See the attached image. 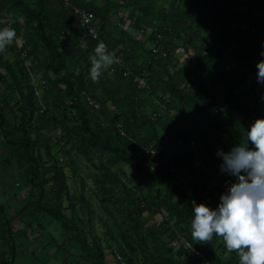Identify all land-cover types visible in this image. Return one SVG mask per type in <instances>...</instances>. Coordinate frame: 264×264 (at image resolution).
<instances>
[{
	"label": "trees",
	"instance_id": "16d2710c",
	"mask_svg": "<svg viewBox=\"0 0 264 264\" xmlns=\"http://www.w3.org/2000/svg\"><path fill=\"white\" fill-rule=\"evenodd\" d=\"M69 2L93 12L99 23L97 39L91 38L79 27L76 15L64 6L63 0H0V19H10L16 14L24 16L26 38L32 48V53L29 51V54H34L42 78L51 83V89L63 86L65 94L71 98L64 101L71 121L65 117L59 119L64 135L74 141L77 150L87 159H91L97 152L110 155L114 162L131 167L135 172L134 177L140 181L141 186L136 185L125 175L115 173L105 164L100 165L102 198L113 202L122 219L119 241L123 248L117 241L119 251L124 254V249L129 250L133 260L129 257L128 264H178L177 258L181 255L184 257L180 260L185 264H205L194 257V250H199L205 258L207 256L212 264H239V257L220 261L214 256L209 241L193 238L191 221L194 213L189 202L190 196L179 185L174 173H171L165 155L166 147L157 136L158 126L163 129L174 128V121L168 119L161 123L140 113L139 102L134 100L136 96L121 97L113 80L106 77L108 69L102 72L99 79L94 80L89 75L90 54L99 41H105L110 52H114L121 43L108 31L110 13L118 5L110 2L97 6L91 0ZM194 3L196 7L192 12L178 14L175 20L171 17V25L158 29L164 40L165 35L174 38L182 32L186 33L184 44L194 46L196 53V61L188 62L192 67L188 63L177 67L174 63L179 62L170 56L161 58L152 55L145 68L149 78L154 81V91L162 90L163 95L170 98V102L181 106L180 111L187 110L184 118L190 123V134H195L196 141L204 148L203 160L220 166L222 157H217V148L228 151L235 143L244 139L245 129L238 117L243 121L253 122L258 117H264L260 100L252 89H242L247 74H257V62L264 59L260 55L264 49V35L258 36L257 33L259 30L264 31V19L239 12L241 0H194ZM137 5L138 1L132 4ZM144 5L137 9L146 16L152 10ZM248 6L264 12V0H249ZM247 22L248 27L243 29ZM200 24L212 41L211 47L195 45L203 30L199 27ZM80 32L88 36L86 49L71 43V36ZM153 36L158 42L156 34ZM14 50L9 48V51ZM168 62L173 63L170 67L172 72L168 71ZM0 68L6 72L4 75L0 70V82L15 91L21 101L17 111L18 121L11 122L7 118L9 104L6 100H0V136L11 151L25 162V178L37 191L35 206L73 233L80 249L93 264H105L100 244L96 240L92 244L86 241L76 222L62 211L63 200L68 193L66 177L41 138L39 123L33 120L38 106L37 97L29 82V73L22 62H16L14 66L1 55ZM156 68L163 70L166 77L161 71H156ZM199 69L206 72V79L198 75ZM117 70L116 77L123 78V70L119 67ZM219 85L226 88L222 102L215 93ZM194 87L197 90L190 92ZM97 90L100 91V100L102 98L101 106L109 103L115 110L106 112L103 109L109 122L107 127L93 124L91 110L79 97L84 91L92 92L94 96ZM58 99L63 100L60 96ZM43 100L48 104L53 103L58 110L61 107L48 89L44 92ZM43 107L41 115L45 110L47 112V107ZM119 124L121 130L118 128ZM144 130L149 132L144 135ZM223 138L228 141V145ZM40 148H43L47 160L38 154ZM193 158L192 152H184L176 161L177 168L191 172ZM227 178L234 177L224 173L214 183L220 194L219 185ZM49 182H52L50 195L45 192V184ZM149 183L156 186L153 191ZM142 187L152 191L149 198ZM145 213L149 216H165L160 229H144L142 216ZM4 223L8 224L6 221ZM164 234L167 241L162 237ZM180 239L189 246L175 247V254H172L171 247L176 246ZM208 258L206 260L210 264Z\"/></svg>",
	"mask_w": 264,
	"mask_h": 264
},
{
	"label": "rangeland",
	"instance_id": "374dc122",
	"mask_svg": "<svg viewBox=\"0 0 264 264\" xmlns=\"http://www.w3.org/2000/svg\"><path fill=\"white\" fill-rule=\"evenodd\" d=\"M91 1H94L97 6L99 4L103 6L110 2L118 5L110 13L108 31L112 34V37L121 41L120 45L114 50L115 55L119 51H124L123 61L132 70V74L127 76V79L116 77L118 71L116 61L106 68V70L108 69L106 77L113 80L120 90L121 97L136 96L134 100L139 102L140 113L143 115L161 123L168 119L174 121V128L163 129L160 126L157 127L158 140L166 147L165 155L169 162L170 171L174 173L179 185L190 197L195 199L196 203L203 202L216 207L221 194L215 189L214 183H217L224 173L221 171L219 164H208L207 160H203L204 148L196 141L195 134H190V123L184 118L187 110L182 109L183 112L180 111L181 106L170 102V98L163 95L162 90L154 91V81L149 78L148 70L146 71L145 68L152 58L153 46H160L162 50L169 49L171 51L176 45L184 44L183 39L186 33L183 32L174 38L165 35L164 42L163 40L157 42L153 34L160 27L171 25L172 20H175L178 14L192 12V9L196 7L194 0ZM134 1H138L137 6H132ZM248 3L249 0H241L238 11L245 15L251 14L254 17L264 19V12L249 7ZM143 5L151 9L152 12L143 16L142 12L137 9L138 6ZM0 20V27H14L19 35L13 43L0 50V55L14 66H16V62H22L26 72L29 73V82L37 97L36 106H38L33 115V120L35 123H39L38 128L41 129V138L48 145L51 154L66 177L68 193L63 200L62 211L67 217L76 222L86 241L92 244V241L96 240L100 244L105 256V264H128L129 257L133 260L129 250L124 249V254H126L124 255L118 249L122 219L113 202L102 198L100 165H107L115 173L125 175L133 180L136 185H140V181L134 177L135 172L131 167L120 162H114L110 155L97 152L91 159H87L77 150L76 144L64 135L59 123L61 117L67 119L71 117L66 113L67 106L64 104L66 98L67 100L71 98L65 94L63 86L60 89L55 87L51 89V83L42 78L34 54H29V51L32 53V48L28 38H26L24 16L16 14L10 19ZM248 25V22L245 23L243 29H246ZM199 27L203 29L201 24ZM201 31V38L195 42V45L200 47L199 45L202 44L211 47L212 41L208 37L207 31L205 29ZM87 42L88 36L83 32L71 36L72 45L86 49L88 48ZM187 46L185 45L184 49L185 52L191 53L190 58H186L182 62L179 61V64L174 63L175 66L178 67L180 64L196 61L194 46L188 44ZM11 47L15 50L9 51ZM23 51L26 56L21 55ZM187 65L192 67L190 63ZM167 66L169 67V69L167 67L168 71L172 72L170 67L173 66V63L169 64L168 62ZM141 68L143 69L141 70ZM0 70L5 75V70L3 68H0ZM156 71H161L162 75L166 77V73L160 68H156ZM197 73L201 78L206 79L208 77L204 70L199 69ZM137 77L143 78L146 84L139 83L136 80ZM212 79L214 80V78ZM46 89L53 94V97L60 104L59 110L52 105L53 103L49 102L48 104L47 101L43 100ZM242 89H252V92L259 98L260 106L264 111V82L257 80L256 73L250 72L247 74ZM196 90L197 87H194L190 92L194 93ZM225 90L224 86L219 85L215 92L221 102L224 100ZM91 93L84 91L79 94V97L91 110L93 124H102L107 127L109 122L104 116L103 109L106 112L115 111L114 107L109 103H103L105 106H101L100 91L97 90L94 96ZM59 96L62 97V101L58 99ZM87 96L99 102V109H94L89 104L86 100ZM0 100H6L9 104L7 118L11 122H17L19 118L17 111L21 101L15 91L1 82ZM169 102L170 104H168ZM43 105L47 107V112L45 110V113L41 115L40 109L44 108ZM213 110L215 111L214 108ZM238 120L245 131L253 123L252 120L243 121L240 117H238ZM148 132L144 130L143 134L145 135ZM183 137H189L193 143L186 142ZM223 141L225 144H229L225 138H223ZM37 152L44 160H47L43 148L38 149ZM184 152L193 153L194 165L191 172L177 168L176 161ZM25 169L26 164L23 159L18 158L0 136V264H93L88 255H85L80 249L73 233L35 206L37 191L27 182ZM196 171H198V175H196ZM51 185L52 182L45 184V192L48 195L52 192ZM149 186L152 191L156 187L153 183H149ZM142 189L149 198L152 191H148L144 187ZM164 219L165 216L159 214L149 216L145 213L142 216L144 229H150L151 227L160 229ZM4 221L8 224L6 225ZM162 237L165 241L168 240L166 234ZM209 243L212 246L214 256L218 257L220 261L239 257L236 250L226 248L222 237L214 236L212 240H209ZM180 245L189 246L180 239L176 246L171 247L172 254H175V247ZM11 247L13 248L11 249ZM183 257L184 255H181L177 258L178 264H185L183 260H180ZM206 258L208 257L206 256ZM208 260L212 264L209 258Z\"/></svg>",
	"mask_w": 264,
	"mask_h": 264
},
{
	"label": "clouds",
	"instance_id": "9594fccd",
	"mask_svg": "<svg viewBox=\"0 0 264 264\" xmlns=\"http://www.w3.org/2000/svg\"><path fill=\"white\" fill-rule=\"evenodd\" d=\"M16 39L14 27H0V50ZM260 55L264 56V49ZM90 60L89 75L95 80L118 57L101 40ZM256 67L257 80L264 82V59ZM216 155L222 157L221 171L234 180L221 194L216 207L193 201V238L209 241L214 236L222 237L226 248L238 253L239 264H264V117L255 119L242 142L235 143L228 151L218 149Z\"/></svg>",
	"mask_w": 264,
	"mask_h": 264
},
{
	"label": "built area",
	"instance_id": "2783aa9c",
	"mask_svg": "<svg viewBox=\"0 0 264 264\" xmlns=\"http://www.w3.org/2000/svg\"><path fill=\"white\" fill-rule=\"evenodd\" d=\"M63 4H64V6L69 8L76 15L78 23H79V27L85 29L90 37H92L93 39H97V37L99 36V25H98V21L96 20L93 12H91L90 10H87L83 7L81 8V7H78L76 5H72V4H70L69 0H63ZM155 31H156V29H155ZM252 31L256 32L255 29H252ZM257 33H258V36L264 35L263 30H259V31H257ZM155 34H156V37L159 41L163 40V37L159 33V31H156ZM25 54L26 53L24 51L21 53L22 56H26ZM190 54L191 53H189V52H185L184 46L182 44L176 45L171 51L169 49H167V50L163 49L162 50L160 47H157V46L152 47V55L154 57L167 58L170 56L172 59H174L177 62H179V61L182 62L186 58L189 59ZM122 55H124V51H119L118 54L116 55V56H118V60H117L118 65H116V66L121 68L123 70V73H122L123 76L127 77V76L132 74V70L128 66L125 65V62L123 61ZM136 80L143 85L146 84V81L141 77H137ZM86 100L89 102V104L94 109H99L100 104L98 101H95L88 96L86 97ZM68 103L71 104V101H69ZM40 112L41 113L43 112V108L40 109ZM118 128H120V130H121L120 124L118 125ZM183 138L186 142L193 143L189 137H183ZM208 164H209V162H208ZM198 174H199L198 171H196V175H198ZM233 180H234L233 178H227L219 185L221 193H223L224 191L227 190V188L233 182ZM193 201H195V199L190 197L189 202L192 204ZM193 253H194V257H196L197 259H201L203 263L208 264L206 258L203 256V254L199 250H194Z\"/></svg>",
	"mask_w": 264,
	"mask_h": 264
}]
</instances>
